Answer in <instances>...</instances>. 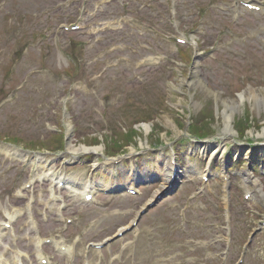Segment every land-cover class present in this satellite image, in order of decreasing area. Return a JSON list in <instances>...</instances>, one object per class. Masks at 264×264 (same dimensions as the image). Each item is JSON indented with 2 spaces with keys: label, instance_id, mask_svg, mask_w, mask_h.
I'll return each instance as SVG.
<instances>
[{
  "label": "rangeland",
  "instance_id": "obj_1",
  "mask_svg": "<svg viewBox=\"0 0 264 264\" xmlns=\"http://www.w3.org/2000/svg\"><path fill=\"white\" fill-rule=\"evenodd\" d=\"M98 1L71 0L67 6L68 0H0V148L9 145L25 155L23 160H12L0 153V211L4 213L10 207H21L27 198H34L36 202L30 213L37 223L39 235L61 231V238L69 245L73 244L72 257L54 255V264H83L86 244L103 241L104 237L126 225L159 186L143 188L140 185L139 196L97 197L89 204H80L78 199L62 193L71 206L63 212L58 210L57 204L48 202V190L43 184H36L26 191L25 201L14 199L13 194L19 186L40 174L41 167L48 165L55 174L75 175L88 182L107 180L101 171L110 170L116 175L115 171H121L122 163L103 165L105 159L121 157L126 171L124 157L132 148L142 151V155L132 157V165L139 172L147 168L149 174H156L157 164L161 171L167 165L166 157L171 150L168 144L172 140L187 133L197 137L191 132L192 125L210 135L209 138L222 142L230 153L233 150L243 155V149L249 148V156H258L257 162H264L261 158L264 146L257 144L264 142L262 103L242 100L231 121L234 134L230 135L223 132L224 106L221 102V99H234L247 89H264V56L259 58L253 51L246 50L241 40L238 42L225 36L223 25L217 20L213 30L207 28V34L211 39L225 43L227 48L217 54L216 59L202 63L199 76L203 85L190 89L186 97L170 93L164 83L158 89H151L155 78L163 71L172 84L178 83L177 75L166 66L171 65L176 54H181L179 60H188V56L182 54L187 50L190 55L191 46H179L172 41L167 48L155 42L153 51L147 53L135 48L139 46L138 41H146V36L140 35L131 24H121L115 31L104 30L103 25L120 17L162 19V16H156L157 12L171 17L170 6L166 10L159 8L153 0H117L96 8ZM144 3L150 4L151 8H142ZM185 3L186 0L180 2L181 5ZM177 10L180 11L179 6ZM178 16L182 17L179 13ZM206 16L212 18L210 13ZM81 20H84L81 30L61 32L65 25ZM180 26H185L183 21ZM176 30H179L177 25L163 33L178 36ZM151 55L160 56L162 62L155 69L145 70L146 75L136 69L127 70L118 61L122 57L127 64H135L141 57ZM70 56L76 61L71 75L66 73L71 71V65L67 64ZM224 64L235 71L234 77L225 75L228 67ZM132 73L137 80L127 82L126 78H132ZM185 75L186 71L179 79L183 80ZM240 75H244V81L238 79ZM115 91L123 95L120 103H117L119 97L115 96ZM210 91L217 100L208 94ZM158 101L157 105L166 111L165 114L146 112L139 115L147 105ZM65 106L67 117L63 115ZM143 123L151 128L145 131ZM67 124L69 132L66 131ZM57 128L61 132H57L56 138L64 129L66 135H70L68 142L72 146L101 145L103 155L78 153L73 156L67 152L65 143L63 149L58 150L55 144L59 139H52L49 132ZM6 138L16 143L9 144ZM157 144H167L166 149L158 151L159 160L153 156ZM174 148H178L179 155L185 158L186 153L178 143H174ZM196 165L198 168L204 166L202 162ZM240 166L241 156L236 167ZM122 173L117 176L122 178ZM212 185L205 187L209 189L196 200L187 199L186 194L193 189L184 185L178 194L164 197L157 208L144 215L133 232L103 250H89L86 260L91 264H236L243 256L246 237L255 225L253 220L264 212V203L245 201L246 204H241L238 200L240 192L231 187L233 217L229 228L230 245H225L224 213L217 210L216 201L222 199L223 190ZM42 210L44 213L40 216L38 211ZM1 217L0 213V220ZM49 217L55 224L50 221L49 225L42 224L44 218ZM64 217L77 218V223L62 232ZM27 218L28 215L18 221L11 234L2 240L4 245L0 246V254L5 255V261L11 260L12 249L19 247L30 254V264H36L34 243L31 242L35 234L29 232ZM6 245L10 249H3ZM151 245L162 250L160 257H155ZM228 246L229 252L224 256ZM41 251L53 256L51 248L43 247ZM244 255L241 264H264L263 231L253 239Z\"/></svg>",
  "mask_w": 264,
  "mask_h": 264
},
{
  "label": "bare ground",
  "instance_id": "obj_2",
  "mask_svg": "<svg viewBox=\"0 0 264 264\" xmlns=\"http://www.w3.org/2000/svg\"><path fill=\"white\" fill-rule=\"evenodd\" d=\"M203 81L202 79H200L199 77H196L195 80H193V82H185L183 83L184 86H186V88H196V87H201L203 85ZM208 94L210 96H213L215 98V100L218 99V97L214 94V93H211V92H208ZM245 100H248V101H254L255 103H258V101H260L262 103V106H263V109H264V89H247L246 91H243L241 92V94L237 95L236 98L234 99H230V100H222L221 99V102L223 104V110H222V115H223V121H224V127H223V132L225 133H228V134H234V130H233V127H232V123L231 121L233 120V116H234V113L236 112V110L238 109L239 105H242L243 101ZM142 127L144 128L145 131H148L151 127L148 125V124H144L142 125ZM262 133L264 134V129L262 130ZM100 149L101 146H94V147H86V146H78V147H74L72 146V143H68L67 145V151L69 153H75V154H78V153H89V152H92L94 154H98V152H100ZM169 170V168H168ZM169 174H170V170L168 171L167 174H165V183H164V186L168 183V178H169ZM136 175V174H135ZM39 179H50L54 182V175H52V173L50 171L48 172H45L43 173V175H41V177H39ZM74 178H71V180H73ZM119 184V183H117ZM65 185H67V183H65ZM84 185H86V183H84ZM85 189L87 187H84ZM89 188V187H88ZM259 192H260V188H259ZM84 193H88V192H84ZM83 193V194H84ZM256 196H258V191H256ZM93 199V198H92ZM30 208V205L27 204L26 205V209L25 210H29ZM30 219V218H29ZM38 242V240H37ZM39 247V244H37V249ZM159 249V248H158ZM70 250V249H69ZM69 252V251H68ZM17 261V264H20V261L17 259H15Z\"/></svg>",
  "mask_w": 264,
  "mask_h": 264
}]
</instances>
